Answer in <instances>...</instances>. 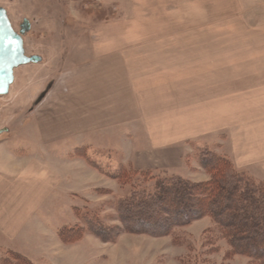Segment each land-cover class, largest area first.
<instances>
[{
	"label": "crops",
	"instance_id": "0c3cea01",
	"mask_svg": "<svg viewBox=\"0 0 264 264\" xmlns=\"http://www.w3.org/2000/svg\"><path fill=\"white\" fill-rule=\"evenodd\" d=\"M217 2L131 0L130 32L123 17L107 24L116 35L95 36L79 64L69 63L66 96L57 95L59 111L46 115L40 135L52 147L39 145L37 159H29L0 141V259L11 250L34 264L101 261L58 237L69 226L55 223L60 189L74 180L105 183L90 162L73 156L76 149L95 157L119 149L125 160L112 170L152 172L187 170L189 153L210 149L264 182V77L247 83L229 64L221 69V59L237 56L221 53L219 36L205 35L219 27ZM176 28L187 34H173ZM253 54L264 59V51ZM197 168L204 172L199 165L191 170Z\"/></svg>",
	"mask_w": 264,
	"mask_h": 264
},
{
	"label": "rangeland",
	"instance_id": "374dc122",
	"mask_svg": "<svg viewBox=\"0 0 264 264\" xmlns=\"http://www.w3.org/2000/svg\"><path fill=\"white\" fill-rule=\"evenodd\" d=\"M217 4L219 18L213 23H219V27L209 29L205 35L219 36L221 53L235 52L237 56L236 60L221 59V69L229 64L230 68L235 69L237 77H245L247 83L258 82L264 77V59L254 58L253 53L264 51V0H218ZM0 7L7 10L15 29L24 18L31 22V31L25 39L26 55L42 58L39 64L17 68L10 93L0 97V131L8 130L0 136V141H5L9 148H17L29 159H37L39 145L44 149L52 147L48 144L51 141L41 139V134L47 129L46 115L59 111L57 95L64 93L66 96L70 64H79L78 59L83 57L82 51L91 47L95 36L116 35V31L106 29L107 24L123 17L124 32H130L131 0H0ZM203 19V25L207 26L205 11ZM173 30L178 31L173 34H187V31L180 32L182 28ZM191 30H188V34ZM67 144L68 141H64L60 147ZM82 150L85 155L76 158L96 161L103 169H109L110 165L116 167V164H123L125 160L119 149L102 157L88 156V150ZM196 153L192 151L184 161L189 169L187 175L184 168L174 172L150 171L141 178L126 171L123 173L127 179L118 181L92 165L97 169L96 178L99 179L98 175L104 176L105 183L99 184L96 178V181L92 178L91 186H83L86 184L82 180H74V184L62 187L60 193L66 197L59 199L55 215L60 220L55 223L83 228L85 226L79 219L88 216L95 217L107 227L117 228L120 226L117 202L129 195L132 186L138 190L153 191L151 189L156 181V178H151L153 174L163 177L175 173L182 177L188 176L191 182L205 180L204 172L198 168L191 170L198 166ZM28 163L29 167H36L33 161L29 160ZM61 244L85 247L84 254L91 256V261L101 258L105 262L81 264H257L245 256H230V245L210 217L176 228L170 235L161 238L121 233L115 242L104 243L84 233L77 242Z\"/></svg>",
	"mask_w": 264,
	"mask_h": 264
},
{
	"label": "trees",
	"instance_id": "16d2710c",
	"mask_svg": "<svg viewBox=\"0 0 264 264\" xmlns=\"http://www.w3.org/2000/svg\"><path fill=\"white\" fill-rule=\"evenodd\" d=\"M84 155L82 149H77L74 154ZM197 160L208 175L207 181L191 182L180 176L153 174L151 178H156L153 191L132 186L129 195L117 202L119 227H107L95 217L84 216L79 220L85 227H63L58 231L60 241L71 244L80 240L84 233L104 243L115 242L121 233L161 238L176 228L210 217L230 245V256H245L257 264H264V182L239 172L232 161L210 149L198 150ZM90 163L118 181L127 179L123 173L126 171L139 178L151 173L132 167L110 171L94 161ZM0 264L34 263L9 250L3 253Z\"/></svg>",
	"mask_w": 264,
	"mask_h": 264
},
{
	"label": "water",
	"instance_id": "95a60500",
	"mask_svg": "<svg viewBox=\"0 0 264 264\" xmlns=\"http://www.w3.org/2000/svg\"><path fill=\"white\" fill-rule=\"evenodd\" d=\"M21 28V33L15 32L7 11L0 7V97L10 93L17 68L39 64L42 61L40 56H27L25 52L23 37L31 31L30 22L24 20ZM7 131V129L1 130L0 136Z\"/></svg>",
	"mask_w": 264,
	"mask_h": 264
},
{
	"label": "flooded vegetation",
	"instance_id": "af4514ba",
	"mask_svg": "<svg viewBox=\"0 0 264 264\" xmlns=\"http://www.w3.org/2000/svg\"><path fill=\"white\" fill-rule=\"evenodd\" d=\"M1 8H3V7H1ZM3 9H4V8H3ZM5 10H6V9H5ZM6 11H7V10H6ZM7 14H8V12H7ZM8 17H9V16H8ZM24 20H28V19H25V18H24V19L22 20V22L19 24V27H18L17 29H15V27L12 25V26H13V29L15 30V32H17V33H21V29H22L21 26H22ZM28 21H29V20H28ZM10 22H11V21H10ZM29 22H30V21H29ZM11 24H12V23H11ZM30 24H31V22H30ZM31 28H32V25H31ZM28 33H29V32H28ZM26 35H27V34H26ZM26 35L23 37V39H24V47H25V39H26ZM25 52H26V51H25Z\"/></svg>",
	"mask_w": 264,
	"mask_h": 264
}]
</instances>
